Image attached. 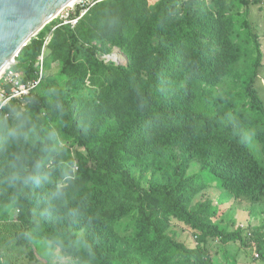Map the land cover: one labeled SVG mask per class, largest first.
<instances>
[{
  "label": "trees",
  "instance_id": "1",
  "mask_svg": "<svg viewBox=\"0 0 264 264\" xmlns=\"http://www.w3.org/2000/svg\"><path fill=\"white\" fill-rule=\"evenodd\" d=\"M107 1L74 29H57L47 46L55 54L62 39L66 51L54 58L63 62L69 53L73 77L52 101L35 96L51 79L26 99L41 140L17 152L30 165L47 157V178L23 187L0 176V264H38L36 253L46 264L81 255L91 264H138L129 259L131 249L147 264H237L226 251L223 262L213 258L206 239L239 243L264 264V228L229 234L214 224L210 202L198 200L201 182L210 188L214 179L235 199H264V101L256 89L262 46L249 24L244 30L221 14L238 2L249 7L264 0H160L154 7L138 0L141 15H126L120 26L111 22L117 7L134 0ZM106 23V40L90 38L94 25ZM84 24H91L87 33L80 31ZM50 26L14 65L23 82L37 78ZM113 48L126 57L125 66L103 58ZM242 60L238 84L217 93ZM17 106L11 103L0 118L10 124L11 110L22 111ZM2 146L6 167L10 154ZM182 193L196 204L189 207ZM174 221L194 231L196 248L165 232Z\"/></svg>",
  "mask_w": 264,
  "mask_h": 264
},
{
  "label": "rangeland",
  "instance_id": "2",
  "mask_svg": "<svg viewBox=\"0 0 264 264\" xmlns=\"http://www.w3.org/2000/svg\"><path fill=\"white\" fill-rule=\"evenodd\" d=\"M160 0H147L149 7H154L155 4H157ZM252 1V0H250ZM104 2V1H103ZM101 4H105L106 1ZM108 2V1H107ZM132 6H123V7H117L120 14L117 15L115 18L111 20L112 23L117 21L118 26L125 23V16L130 14L131 16H139L142 13L140 3L138 0L132 1ZM100 4V3H99ZM100 4V5H101ZM98 5V4H97ZM99 6V5H98ZM93 9V8H92ZM96 9V8H94ZM93 9V10H94ZM93 10L88 14V16L91 15ZM223 21H226L230 25H236L239 28H242L246 30L245 25L249 24V26L252 28L254 33H257L259 40L261 42L262 51H263V61H262V68L259 69V77L256 81V88L259 91L260 97L264 101V4L254 5V3H251L248 7L247 5H242L238 2V4L233 5L232 7H229L228 9L221 12ZM87 16V17H88ZM91 24L83 25L80 27L81 33H87ZM53 28V25H52ZM90 38H95L99 40H106L107 39V30H109V24H101L99 28H97L95 25L93 28L90 29ZM54 32H51V26L44 32L45 42L47 40V43L45 44L46 49L47 46L54 41ZM96 42V41H94ZM63 44V41L61 38L56 39V47L58 49L57 53H53L52 49L48 47L47 52V62L46 67L43 64L44 67V73L45 77L43 80H49L52 81L47 83V86L45 88L39 89V91L35 94L38 98L45 99L47 101H52L54 97L58 94L59 91L70 89L68 87H65L64 84L67 80L71 79L73 76H68V73H71L72 66L68 65V60L70 59L69 53H67V56H64L63 62L58 61L54 58V56L60 58L63 53H65V49H61V45ZM255 57V55H254ZM19 58V57H18ZM17 58V59H18ZM105 60H112L117 65H123L125 66L127 64V59L124 56V54L118 49L113 48V51L110 55L103 57ZM45 61V60H44ZM245 64L243 60L239 63H237L235 66L231 68V72L226 77V79L217 87V93L223 95L227 91H230L229 86L238 84L236 82V78L240 73L243 71ZM14 70V66H13ZM64 78V79H63ZM2 83H0L1 86ZM55 87L54 91H51L52 87ZM228 93V92H227ZM39 94L41 96L39 97ZM224 96V95H223ZM20 110L24 114H27V110L31 107V101L24 100L19 103ZM2 144V142H1ZM3 145V144H2ZM29 145V144H22L18 148L15 149V151L23 150L25 149L23 146ZM6 147V150L9 152H2L3 155L10 154V150L6 145L2 146L3 148ZM201 186H205L206 190L208 188L207 185L201 182ZM142 187L149 188L148 182H143ZM218 188V181L214 179V182L212 183V186H210V190L205 192V197L209 198L213 201L214 205H217V202H219L221 197V193L225 194L224 192H220ZM202 194L198 197L199 201H203ZM181 198L186 202V204L189 207H193L196 204V200H189L188 197L185 194H181ZM264 199L259 201H250V199L247 196H241L234 199L226 200L224 199L220 205H218L219 213L216 218L213 219L214 224L218 225L220 228L224 229L227 233L233 234L239 230L240 226L243 224H247L248 228H252L254 226H260L264 228ZM165 232H168L173 235V237L187 246L188 248H196L197 246V239L194 235V231L190 230L188 226L184 225L183 223H179L177 221H174L173 225L170 227L167 226L164 228ZM202 237V235L200 234ZM208 241L209 245V252L213 258H218L219 262H223V251L228 252L231 256H234V259H236L237 264H256L253 262V252L246 248L245 246L240 247L239 243H231L225 246H222L220 241H216L215 239H206ZM60 248H57L54 251V254H59ZM36 256L38 258V264H46L47 259L42 258L38 253H36ZM169 256V255H168ZM129 259L135 260L138 264H147L142 260L141 255L134 250L131 249ZM22 262L27 263L26 258H22ZM35 264V263H32ZM52 264H91L87 261V259L84 257V255H81L77 258L73 257H54L52 259Z\"/></svg>",
  "mask_w": 264,
  "mask_h": 264
},
{
  "label": "clouds",
  "instance_id": "3",
  "mask_svg": "<svg viewBox=\"0 0 264 264\" xmlns=\"http://www.w3.org/2000/svg\"><path fill=\"white\" fill-rule=\"evenodd\" d=\"M48 25H51V32H52L53 22H50ZM44 48H46L45 43L43 47V53H44ZM43 53L40 56V58L43 56ZM46 53H47V49L45 50V55ZM40 58H39V61H40ZM44 60H45V56H44ZM110 61L114 62L110 59L106 60V62H110ZM29 97H26L23 100L15 101V102L19 104L20 102L26 100ZM10 119H11V123L9 124L7 119L0 118V142H2L3 145H6L10 150V159L7 161L6 167L4 165H0V176H2L3 179L9 185H12V186H15L16 184H19L23 187H27L29 185H34V186L39 185L43 179L47 178L46 173L44 172V168L46 167L45 160L47 159V157H42L39 160H37L34 165H30L28 155L24 152H17L15 151V149L18 148L22 144H35L37 141L41 140V137L37 135V128L34 124H32L31 118L28 115L24 114L22 111H18L15 109L11 110ZM53 138H54V134H53ZM209 190H210L209 187L206 190H204L202 192V196H204L203 198L209 201L212 208H214L217 211L216 217L218 216V213H219V209L217 206L220 205L224 199L236 200L235 197L231 193H229L226 190H223L220 192H224L225 194L221 193L222 199H220L219 202H217V205H214L212 200L205 197V192ZM59 194L60 193L58 192L57 195ZM247 226H248L247 224H243L240 226L239 230H241L243 233H244V230L247 232ZM171 236L173 237L172 234ZM253 255L255 258H259V255L254 252H253Z\"/></svg>",
  "mask_w": 264,
  "mask_h": 264
},
{
  "label": "water",
  "instance_id": "4",
  "mask_svg": "<svg viewBox=\"0 0 264 264\" xmlns=\"http://www.w3.org/2000/svg\"><path fill=\"white\" fill-rule=\"evenodd\" d=\"M74 0H0V71ZM74 3V2H73Z\"/></svg>",
  "mask_w": 264,
  "mask_h": 264
},
{
  "label": "built area",
  "instance_id": "5",
  "mask_svg": "<svg viewBox=\"0 0 264 264\" xmlns=\"http://www.w3.org/2000/svg\"><path fill=\"white\" fill-rule=\"evenodd\" d=\"M103 1L107 0H76L71 5L62 9L55 17L52 21V32L64 26L75 28L79 25L80 21L89 14L92 8ZM46 43L47 40L45 44ZM45 50L46 48H44L43 56L37 64L38 76L36 79L23 82L22 73L13 70L14 64H11L6 70V73L0 79V83H2L0 86V117L2 111L9 106L10 103L29 97L41 85L45 76L43 67Z\"/></svg>",
  "mask_w": 264,
  "mask_h": 264
},
{
  "label": "bare ground",
  "instance_id": "6",
  "mask_svg": "<svg viewBox=\"0 0 264 264\" xmlns=\"http://www.w3.org/2000/svg\"><path fill=\"white\" fill-rule=\"evenodd\" d=\"M76 0H74L73 2H75ZM72 2V3H73ZM71 3V4H72ZM14 62V61H13ZM13 62H9L1 71H0V79L2 78V76L6 73V70L11 66V64H13Z\"/></svg>",
  "mask_w": 264,
  "mask_h": 264
}]
</instances>
